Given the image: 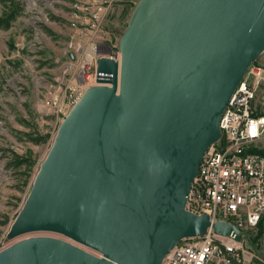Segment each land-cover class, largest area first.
I'll list each match as a JSON object with an SVG mask.
<instances>
[{
    "label": "water",
    "instance_id": "obj_1",
    "mask_svg": "<svg viewBox=\"0 0 264 264\" xmlns=\"http://www.w3.org/2000/svg\"><path fill=\"white\" fill-rule=\"evenodd\" d=\"M118 49L61 121L0 264H160L208 228L247 237L185 204L230 96L264 53V0H139Z\"/></svg>",
    "mask_w": 264,
    "mask_h": 264
},
{
    "label": "built area",
    "instance_id": "obj_2",
    "mask_svg": "<svg viewBox=\"0 0 264 264\" xmlns=\"http://www.w3.org/2000/svg\"><path fill=\"white\" fill-rule=\"evenodd\" d=\"M113 2L70 3L66 61L42 87V106L53 115L66 116L96 84L99 58L120 62L117 40L103 36ZM219 128L221 138L206 150L185 210L206 214L212 223L224 221L247 233L264 216V65L248 67L222 112ZM248 237L236 242L208 228L201 237L181 240L160 264H264V255L250 247ZM7 246L1 245L0 251Z\"/></svg>",
    "mask_w": 264,
    "mask_h": 264
},
{
    "label": "rangeland",
    "instance_id": "obj_3",
    "mask_svg": "<svg viewBox=\"0 0 264 264\" xmlns=\"http://www.w3.org/2000/svg\"><path fill=\"white\" fill-rule=\"evenodd\" d=\"M72 1L18 0L22 7L21 14L9 30H0V246L12 243L6 239V233L15 214L21 209L34 176L65 117L53 115L42 106V87L66 61L71 34L68 11ZM138 1L114 0L104 28L105 39L119 42ZM52 16L59 20H53ZM42 26L48 27L53 35L46 34ZM30 41L34 44L29 46ZM257 64L264 65L263 55ZM16 132L42 138L46 136L47 139L34 145L19 140ZM12 154L24 155L34 163L26 184H23L25 175L20 176L19 171L7 164ZM258 232V229H253L247 240L252 249L264 255V235L254 243L250 240ZM32 235L63 239L53 233ZM257 246L260 247L257 249Z\"/></svg>",
    "mask_w": 264,
    "mask_h": 264
},
{
    "label": "trees",
    "instance_id": "obj_4",
    "mask_svg": "<svg viewBox=\"0 0 264 264\" xmlns=\"http://www.w3.org/2000/svg\"><path fill=\"white\" fill-rule=\"evenodd\" d=\"M0 5L2 6V14L0 15V30L7 31L11 28L12 24L17 20V18L21 14L22 7L20 3L18 2V0H0ZM51 18L53 20H59V18L57 17L52 16ZM42 28L44 32L48 34L49 36L53 35L52 31L48 27L42 26ZM263 57H264V53H263ZM257 63L258 61L254 62L253 64H257ZM15 135L16 137H18L19 140H25V141L33 143L34 145H39L41 143H44L47 139L46 136L42 138L39 135H33L30 133H21V132L17 133L16 132ZM262 153L264 154V150L262 151ZM7 164L10 168H14L15 170L19 171L20 176L24 177L25 175L26 179L23 180V184H26L28 182L29 174L32 171L33 166H34V163L31 160H27L26 157H24V155L12 154ZM17 213L15 214V217ZM263 222H264V216L262 217V219L260 220L256 228L259 231L258 234H256L255 237H252L250 239L251 243L258 241L264 235V231H262ZM250 233L251 231L247 232L249 237H251ZM259 247L260 246H257V249Z\"/></svg>",
    "mask_w": 264,
    "mask_h": 264
}]
</instances>
